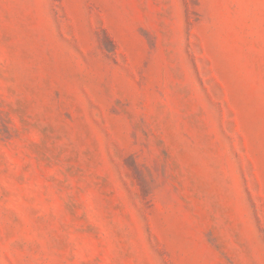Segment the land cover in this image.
Here are the masks:
<instances>
[{"label": "rangeland", "instance_id": "374dc122", "mask_svg": "<svg viewBox=\"0 0 264 264\" xmlns=\"http://www.w3.org/2000/svg\"><path fill=\"white\" fill-rule=\"evenodd\" d=\"M0 264H264V0H0Z\"/></svg>", "mask_w": 264, "mask_h": 264}]
</instances>
